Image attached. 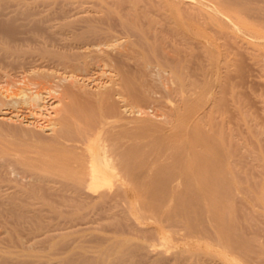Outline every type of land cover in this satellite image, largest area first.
I'll use <instances>...</instances> for the list:
<instances>
[{"label": "bare ground", "instance_id": "bare-ground-1", "mask_svg": "<svg viewBox=\"0 0 264 264\" xmlns=\"http://www.w3.org/2000/svg\"><path fill=\"white\" fill-rule=\"evenodd\" d=\"M113 27L125 33L114 35ZM124 37L127 44H122ZM219 39L236 48L231 57L235 64L243 55L239 50L247 56L250 47L262 50L251 58L263 64L264 0H0V77L5 82L0 87V134L10 127L5 124L18 123L35 143L33 148H6L0 140V153H12L25 176L46 178L44 198L66 207L53 210L63 218L62 226H47L44 237L56 236L62 243L70 238L71 247H83L80 233L87 231L104 252L112 237L104 226L90 223H120L126 212L136 228V220H154L152 229L139 230L143 251L151 250L153 228L166 239L163 222L176 225L182 219L186 239L199 235L207 243L204 248L232 264L242 261L230 259L229 250L264 251L257 243L258 225L247 220L249 201L264 202V183L249 184L242 194L237 190L241 171L264 165L263 150L250 149L251 138L264 132L253 129L263 118L253 115L244 94L236 92L228 101L225 91L231 80L211 81L209 69L221 66ZM228 45L221 47L227 51ZM228 54L223 58L225 77L231 65ZM107 71L111 76L97 85L95 94L80 89L79 80ZM126 98L155 102L162 112L126 119L118 103ZM143 171H154L144 198ZM198 171L200 190L191 186ZM5 175L0 172L1 181L10 180ZM183 178L184 189L172 196ZM18 180L10 191L0 184V235L9 234L23 248L15 253L3 247L0 264L9 258L23 264L26 257L23 230L29 205L25 185ZM259 187L263 193L257 197ZM90 207L96 209L88 211ZM229 214L233 220L225 222ZM182 253L174 260H182ZM155 254L151 264L172 261ZM65 256L66 264H107L105 257L92 260L85 252L77 259ZM254 261L264 264V258Z\"/></svg>", "mask_w": 264, "mask_h": 264}, {"label": "rangeland", "instance_id": "rangeland-1", "mask_svg": "<svg viewBox=\"0 0 264 264\" xmlns=\"http://www.w3.org/2000/svg\"><path fill=\"white\" fill-rule=\"evenodd\" d=\"M112 3H114V2H112ZM125 3L126 2L120 4L119 6L116 3V5L118 6V9H120V8H123L125 6ZM111 31H112V34L118 35V36H122L123 33H125V31L123 29L121 30L120 27H113L111 29ZM121 31L123 33H121ZM211 34H213V32H211ZM238 36H242V35L238 34ZM127 37H129L128 39L130 41L134 38V36L131 34ZM124 38H123L124 40H123L122 44H127L128 39L126 37H124ZM126 39H127V41H126ZM219 40H221V39H219ZM236 40H238V39L236 38ZM221 41L223 42L225 40L222 39ZM231 41H233V40H231ZM238 41H240V40H238ZM219 43L221 44L219 46L220 47L219 50H221L220 51L221 60H220L219 65H221V66H220L219 70H217V69L215 70L214 68H216V67L212 68L211 73H210L211 70L209 69V75H210L209 77L211 78V81L218 82V84H219V82L221 83L225 79H228V81L231 80L232 82L231 81L230 82L232 83V85L231 86L229 85L230 87H228V89L225 91V97L229 101L233 95H237L236 92L240 93V95L244 94L243 97L246 96L245 99L248 100V104H250L249 109L252 112H255V113H253V115L254 114L260 115L259 116L260 119L263 118L262 119L263 121L260 120L263 123L260 122V125L257 124V127H255L256 124H254V126H253V129H255L254 132L257 133V129L259 131L260 128H261L260 130L263 129V131H264V128H262L263 126L261 127V125L264 124V112H262L264 110V109L262 110V108L264 107V68H263L264 62H262L263 64L257 63V65H256L255 60L251 58L252 54H254V53H256V55H257V53L260 54V52L262 50L261 49L257 50V48L255 50L254 48L250 47L247 50V52L250 54V56H248L249 55L248 53L246 56L245 55L246 52H243L242 50L238 49L239 52H241L239 55H241L243 53L244 56L242 55L243 57L242 56L240 57L239 55L238 56L236 55L237 58L239 59V57H240V59H239V61L236 60V64H235L234 63L235 59L232 60L231 57H234V55H235L234 52L236 51V48L235 49L230 48L229 45L227 43L225 44L224 42L222 44L219 41ZM224 44L226 46H224ZM227 45L229 47V50H234V51H232V52L229 50L226 51L225 48L227 49ZM221 46L225 47V48H222ZM242 49H244V48H242ZM224 51H226V53H223ZM244 51H246V49H244ZM227 52L231 53V54H228V56H230V57H226V59L227 58L229 59V63L227 62L228 65L229 64H231V65H229V69H230L229 75L227 77H225L226 65H224V64L226 62H224L223 58H225V56H227ZM222 53L225 55H223ZM222 55L224 57H222ZM256 55L254 54V56H256ZM260 65H262V67ZM259 68H261V69H259ZM223 70H224V72H223ZM96 75L97 74H94L93 77H91L90 79L79 80L78 82L80 83L81 86L79 85V83H77V84L79 85L80 89L87 94L88 93L89 94H95L98 91V89L100 88L98 86L101 85L102 81L104 82V81L108 80L109 76H111V73H109V71H107L106 75H103V76L98 77V78H96V77L99 75H97V76ZM231 83H229V84H231ZM233 83H234V86H233ZM4 85H5V82L0 77V87H2ZM241 86H242V88H240ZM248 86H250V87H248ZM236 87H238V88H236ZM248 88H250V89H248ZM233 89H235V90H233ZM230 90H233L235 92V94L233 91L230 92ZM229 93H231L230 94L231 96L229 95ZM126 100H127V98L124 99L123 101L118 100L120 109L122 110L123 108H125L124 110H122V113L126 119L135 118L136 114H139V115H137L138 117L149 116V117L153 118L162 112V108L159 107L155 102L137 101L138 103L137 102L134 103L129 98H128V101H126ZM260 105H263V107ZM132 106H134V107H132ZM260 107H262V108H260ZM131 110H134V111H131ZM255 110H257V111H255ZM43 113L46 114V111L43 110ZM37 115L39 116V120L44 119V117L41 118L42 115L39 114V112H37ZM261 116H262V118H261ZM256 118L258 120L257 123H259V119L257 116H256ZM254 122L255 121L253 119L252 123H254ZM23 123H25V122H23ZM4 126L5 127L10 126V127L6 128L8 130H5L3 133L0 134V140L2 142H4L6 148L12 147V146L17 145V144L18 145H25L28 148L35 147V143L33 141L29 140V138H28L29 136L26 133H24V131L21 129V125L16 123L14 125L5 124ZM260 132L261 131L258 132L259 134L257 133L258 135L256 134L257 136H253L251 138V140H253V141H251L250 149L252 151H254L255 153L262 151V150H263L262 152H264V148H262V147H264L263 146L264 145L263 144L264 143V134H263L264 132L263 133H260ZM261 134H263V135H261ZM232 140L235 142V141H237V138H234ZM261 162H262V160L259 163L261 164ZM0 164H3V167L2 168L0 167V172L5 173L6 174L5 176L10 179L9 181H1L0 180V184L4 183L1 186L3 189L10 186V185L11 186L14 184L16 185L17 179H19V180L22 179L21 181H19V180L18 181L20 183L22 182L25 185V188L27 190L26 197H27V202L29 205V208H28L29 210H28V215H27V226L23 230L24 247H25L24 249L26 252V254H25L26 257L24 258L23 264H66L63 262V257L65 255H70L74 259H77L79 254L84 253V252L92 260L97 259V257H98V259L100 257L102 258V256L105 257L107 264H151L149 259L157 256V254H155V253H158L162 257L169 258L167 261L172 260L168 264H232V262L230 260L225 259L222 254H211L210 250H207V248H204L203 245H205L207 243L205 242V240L201 239V237L199 235L196 234V236L188 237V239H186L185 234L187 232V229H186L187 223H186V220H183V219L180 222H178L176 225H169V223L163 222V226L167 224L166 227H164L165 228L164 231H165L166 235L167 234L169 235L166 239H162L158 233V230H155V228H153L154 229L153 232L150 233L152 235V238H153V241H152L153 245L151 247H149V248H151V250L149 252L143 251L139 248L141 245V242H142V239L140 238V231L139 230L152 229L151 227H154V225H155V223L153 222L154 221L153 218H148V219H143V220L139 219L138 221L136 220V224H138L139 226H142V227L138 226L136 228V227L132 226V224H133L132 220L133 221H135V220L133 218H131L132 216H130L126 212L125 213L122 212L120 214V218H122L120 223H118L116 220H110V219L90 223L91 225H96V226L102 225V226H104L106 228V230L108 231L109 235L112 237L111 239H109L105 243V245L110 247V249L107 251H104V252L99 250V245H98L97 241L90 240V236H89L90 232L88 233L87 231L80 233L81 241L85 240L84 243L82 242L83 247H81V246L71 247V244L73 242L72 238H76V236L72 237L71 238L72 240H70V238H69V241L67 240L68 243L67 242L66 243L59 242V238L56 236L53 238L47 237V236L44 237L43 233L46 232L45 230H46L47 226L50 228H55L56 226H58V227L62 226L59 223V221H61V219H63V218H60V217L56 216L55 214H53V210L66 209V207L61 206V205L54 206V204L51 205L50 203H48V200L44 198V196L47 195L45 188L48 187L45 184L46 178H39L38 177L35 179L34 177H30L29 175L25 176V174L22 171H19L18 167L20 165V162L17 160V158L12 153H6V154L0 153ZM263 166H264L263 164H262V166L260 165V168H258V170H256L257 167H255V169L252 171H241L242 174L239 171V173L244 176V178L238 184L237 190L240 194H242V192L245 191L244 189L246 187H249V184L255 185L256 181L257 182L263 181V183H264V169H263L264 167ZM261 167H263V168L261 169ZM13 168H16V169L13 170ZM153 173H154V171H143V174L141 177V182H143V186H142L143 189L141 191L142 198H144V196L147 194V192L152 187L150 179H151V177H153ZM201 174L202 173L198 171V175L195 176V182H194V184L191 185L192 187H194L195 189H198V190H200V187L202 185ZM22 175H23V177H22ZM246 175L247 176L249 175L247 180L245 179ZM184 181H185V178L182 179V181H181L182 184L180 186H178L176 189L171 191L172 196L175 197V195H177L179 190L184 189V187H185ZM48 184H50V183H48ZM11 186L8 189L9 191L11 190ZM14 188H12V189L14 190ZM262 193H263V190L261 189V187H259L255 191V194H257L256 195L257 197L260 196ZM249 202L250 203L247 206L248 212H249V217L247 220H248V222H251L252 225H254V224H255V226L258 225L256 227V229L258 231L257 243L259 242V243L264 245V202H262V203L259 201L257 202L256 199H253ZM168 203L171 204L170 201H167L166 205ZM257 203L259 205H257ZM165 208L168 210L167 207H165ZM94 209H96V208L91 209V207H90L88 209V211H91ZM84 210H87V209H84ZM164 213H166V212L162 213L163 217H165ZM121 215H123V216L121 217ZM233 216L234 215H232V214L231 215L230 214L225 215V222L227 220H228L227 222L232 221ZM220 218L223 220L224 217H220ZM212 222H215V221L212 220ZM83 226H86V225L84 224ZM251 228L254 229L255 227H251ZM48 231H50V230H48ZM15 232L17 234V231H15ZM53 232L56 233L57 231H53ZM196 232H198V231H196ZM11 233L13 236H16V234L14 233V230H12ZM8 236H9V234H7V238H8ZM7 238L3 237V236L1 237V235H0V244L2 243L0 245V252H1L0 255L4 254L3 250H5V249H10L11 251L14 250L12 252H15V251L17 252V251H19V249L23 248L20 246V243L16 239L10 240L8 238L9 239L8 240ZM124 242H128V243L124 245L123 244ZM187 242H188V246H187ZM10 246H12V247H10ZM16 246H17V249H16ZM69 248L70 249L72 248V249L69 250ZM218 249H220V248H218ZM180 251H183L182 260H180V258L178 260H174V255H176ZM225 251H227V250H225ZM15 253H13L14 256H15ZM227 254L230 256V259H234V261H242V264H254L255 263V261H254L255 257L264 258V251H257V252L247 251V252L238 253V252L229 250V251H227ZM5 255L9 256V254H5ZM249 258H254V259L248 260ZM173 260H174V262H173ZM7 264H18V263H16L14 258L13 259L9 258ZM75 264H76V262H75ZM77 264H80V263L78 262Z\"/></svg>", "mask_w": 264, "mask_h": 264}]
</instances>
